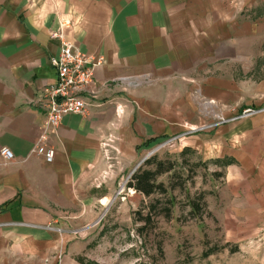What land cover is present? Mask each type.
I'll return each mask as SVG.
<instances>
[{
    "label": "crops",
    "instance_id": "crops-1",
    "mask_svg": "<svg viewBox=\"0 0 264 264\" xmlns=\"http://www.w3.org/2000/svg\"><path fill=\"white\" fill-rule=\"evenodd\" d=\"M58 32L104 62L82 94L87 113L66 115L47 137L54 159L45 163L32 150L46 116L41 91L56 82L50 60L59 53ZM258 62L264 0H0V150L13 157L0 155V264H55L65 247L58 229L90 232L75 223L92 220L95 205L107 201L99 183L105 142L129 164L182 125L254 109L247 104L264 108V80L247 103L227 71L244 75ZM196 92L215 102L211 116L193 102ZM230 100L241 107L230 112ZM186 146L205 161H231L225 176L234 199L225 211L260 215L264 111L197 133Z\"/></svg>",
    "mask_w": 264,
    "mask_h": 264
},
{
    "label": "rangeland",
    "instance_id": "rangeland-1",
    "mask_svg": "<svg viewBox=\"0 0 264 264\" xmlns=\"http://www.w3.org/2000/svg\"><path fill=\"white\" fill-rule=\"evenodd\" d=\"M227 71L234 79L230 88L241 85L247 103H253L250 95L253 86L264 80V63L249 66L244 75L239 67ZM233 91L235 96L230 98L236 99L239 90ZM196 98L193 102L202 113L211 116L210 106L215 102L201 98L199 92ZM240 105L230 100L225 108L233 112ZM232 117L236 115L218 114L202 125H182L139 149L136 160L129 164L114 152L112 142L108 143L110 153L105 156L99 181L105 187L107 203L95 205L92 220L75 223L82 225L79 228L88 226V234L71 230L72 226L67 228L69 232L58 229L65 247L54 256L55 264H264V208L257 216L249 210L225 211L228 197L234 199L230 191L235 189L226 181L229 164L221 165L228 159L205 161L198 151L186 146L197 133L218 127L219 118ZM159 163L167 171L155 176L157 186L151 195L129 186L136 171H155ZM192 205L196 206L194 212ZM206 250L213 251L208 258L202 257Z\"/></svg>",
    "mask_w": 264,
    "mask_h": 264
},
{
    "label": "built area",
    "instance_id": "built-area-1",
    "mask_svg": "<svg viewBox=\"0 0 264 264\" xmlns=\"http://www.w3.org/2000/svg\"><path fill=\"white\" fill-rule=\"evenodd\" d=\"M52 37L60 40L59 53L50 60V64L56 70L57 77L54 84L45 86L41 91V107L46 111V116L41 126L40 143L32 150V153L42 157L45 163H50L54 159V149L46 144L47 137L60 127V123L66 115L87 113L89 104L82 94L87 93V88L94 81L95 69L101 67L104 62V58L101 56L95 57L79 51L61 32L52 35ZM262 111L264 108H246L236 117L219 118L217 124L221 125L230 120L253 117ZM108 143L110 142L104 143V149L109 147ZM0 155L7 161L13 158L11 151L6 147L1 148ZM45 228L51 229L49 225Z\"/></svg>",
    "mask_w": 264,
    "mask_h": 264
},
{
    "label": "trees",
    "instance_id": "trees-1",
    "mask_svg": "<svg viewBox=\"0 0 264 264\" xmlns=\"http://www.w3.org/2000/svg\"><path fill=\"white\" fill-rule=\"evenodd\" d=\"M221 162V161H217ZM230 160H225L221 163L222 166H226L227 164H230ZM155 171L153 170H144L141 173H134L129 181V186L133 187L136 191L141 192L145 196H149L154 192V188L157 186L156 183H154V178L158 174H162L167 171V169L164 171L161 168V164H157ZM219 176V175H218ZM159 186V185H158ZM196 206L192 205V211H195ZM147 219V218H146ZM213 251L212 250H206L203 252L202 257L208 258L209 255H211Z\"/></svg>",
    "mask_w": 264,
    "mask_h": 264
},
{
    "label": "bare ground",
    "instance_id": "bare-ground-1",
    "mask_svg": "<svg viewBox=\"0 0 264 264\" xmlns=\"http://www.w3.org/2000/svg\"><path fill=\"white\" fill-rule=\"evenodd\" d=\"M102 203L105 205V204L107 203V201H106V200H104Z\"/></svg>",
    "mask_w": 264,
    "mask_h": 264
}]
</instances>
